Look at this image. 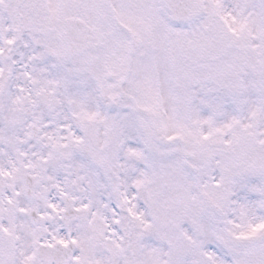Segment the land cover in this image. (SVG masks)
<instances>
[{"label":"snow or ice","instance_id":"6c2138e0","mask_svg":"<svg viewBox=\"0 0 264 264\" xmlns=\"http://www.w3.org/2000/svg\"><path fill=\"white\" fill-rule=\"evenodd\" d=\"M0 264H264V0H0Z\"/></svg>","mask_w":264,"mask_h":264}]
</instances>
